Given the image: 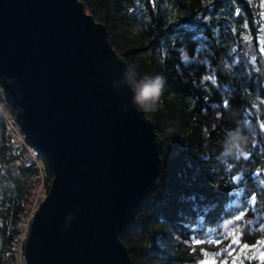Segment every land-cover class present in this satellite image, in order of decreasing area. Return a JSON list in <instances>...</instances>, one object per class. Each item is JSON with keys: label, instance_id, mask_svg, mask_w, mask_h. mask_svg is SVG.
I'll return each instance as SVG.
<instances>
[{"label": "trees", "instance_id": "16d2710c", "mask_svg": "<svg viewBox=\"0 0 264 264\" xmlns=\"http://www.w3.org/2000/svg\"><path fill=\"white\" fill-rule=\"evenodd\" d=\"M80 1L137 79L166 80L146 113L164 142L160 176L120 236L131 264H264V0ZM237 127L247 155L224 158ZM15 158L0 117V264H15L38 183Z\"/></svg>", "mask_w": 264, "mask_h": 264}, {"label": "water", "instance_id": "95a60500", "mask_svg": "<svg viewBox=\"0 0 264 264\" xmlns=\"http://www.w3.org/2000/svg\"><path fill=\"white\" fill-rule=\"evenodd\" d=\"M129 67L80 0H0V90L53 179L27 264H131L120 236L160 176L164 142Z\"/></svg>", "mask_w": 264, "mask_h": 264}, {"label": "built area", "instance_id": "2783aa9c", "mask_svg": "<svg viewBox=\"0 0 264 264\" xmlns=\"http://www.w3.org/2000/svg\"><path fill=\"white\" fill-rule=\"evenodd\" d=\"M0 101L6 105L5 116L1 117L4 123L5 138L8 144L11 145L16 154L15 160L10 167L20 173L24 168L35 169L37 172L36 179L38 181L35 187V197L32 209L22 216L19 226V234L15 243V264H27L25 248L29 237L31 224L35 212L46 197V160L38 148H36L29 140L25 131L18 124L17 118L9 110L3 92L0 90Z\"/></svg>", "mask_w": 264, "mask_h": 264}, {"label": "clouds", "instance_id": "9594fccd", "mask_svg": "<svg viewBox=\"0 0 264 264\" xmlns=\"http://www.w3.org/2000/svg\"><path fill=\"white\" fill-rule=\"evenodd\" d=\"M124 82L133 93V104L137 111L143 113L157 110L161 97L164 94L166 80L162 75H144L137 79L134 67H126L124 70ZM6 105L0 101V117L5 116ZM221 156L239 160L246 157L248 137L240 127L229 129L223 141Z\"/></svg>", "mask_w": 264, "mask_h": 264}, {"label": "snow or ice", "instance_id": "6c2138e0", "mask_svg": "<svg viewBox=\"0 0 264 264\" xmlns=\"http://www.w3.org/2000/svg\"><path fill=\"white\" fill-rule=\"evenodd\" d=\"M195 39H196V38H194V40H195ZM196 51H199V49H196ZM184 59L187 60L188 58H187V57H184ZM253 59H255V58H253ZM224 103H225V106H227V101H225ZM240 179H241L240 176H236V177H235V180H236V181H240ZM233 243H235V241H233ZM244 247L247 248L248 245L245 244ZM241 251H243V249H242ZM225 264H227V262H225Z\"/></svg>", "mask_w": 264, "mask_h": 264}, {"label": "rangeland", "instance_id": "374dc122", "mask_svg": "<svg viewBox=\"0 0 264 264\" xmlns=\"http://www.w3.org/2000/svg\"><path fill=\"white\" fill-rule=\"evenodd\" d=\"M87 12V11H86ZM87 14H89L88 12H87ZM89 15H91V14H89ZM45 193H46V191L44 192V195H45ZM46 195H47V193H46Z\"/></svg>", "mask_w": 264, "mask_h": 264}]
</instances>
